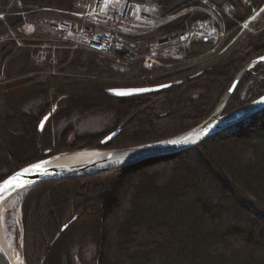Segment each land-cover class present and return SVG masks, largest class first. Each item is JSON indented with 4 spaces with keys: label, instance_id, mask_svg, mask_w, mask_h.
Returning <instances> with one entry per match:
<instances>
[{
    "label": "trees",
    "instance_id": "trees-1",
    "mask_svg": "<svg viewBox=\"0 0 264 264\" xmlns=\"http://www.w3.org/2000/svg\"><path fill=\"white\" fill-rule=\"evenodd\" d=\"M19 1L20 4L10 5L8 0H0L3 15L0 37L6 38L0 42V67L3 58L9 57L7 72L14 68L16 61L20 66L18 73L37 74L24 78L22 83L30 84L28 99L36 93L32 98L38 96L42 100L40 115L62 97L64 107L50 112L51 123L70 119L88 107L91 114L111 110L118 118L115 126L93 134L101 135L97 139L83 140L85 147H128L189 130L211 115L237 73L249 61L264 54L262 28L221 53L222 47L208 54L218 47L213 39L197 40L180 50L179 58H163L164 66L145 69L140 62H133L127 65V72H118L109 59L70 49L67 42L56 38L48 29L50 19L66 18L81 0ZM151 1L159 5L163 18L176 16L143 36L145 42L161 34L187 31L198 20L213 22L211 15L199 9L203 6L202 0ZM207 1L217 12L219 24L213 22L214 26L227 34L232 31L231 37L239 23L264 4V0H252L251 5L244 0ZM225 6L233 7L231 15L220 11ZM259 22L258 26L264 27V11ZM26 23L34 24L31 34L21 31ZM12 33L27 46L18 45L11 38ZM36 45L48 46L47 59L39 65L34 61L39 50ZM262 64H257L253 71L262 70ZM86 76L109 84L117 79L128 82L127 85L172 84L154 92L117 98L107 94L103 89L106 83L99 81L97 88L92 89L101 98L85 101L87 105H84V99L80 103L75 94L84 91L85 82L90 81ZM263 93L264 78L247 73L224 112ZM183 102L187 106L179 107ZM37 116H31L33 124ZM129 116L132 117L121 126L119 134L105 144L100 143ZM46 142L50 145V135ZM46 145L43 144L42 150L50 147ZM71 148L74 150L75 146L68 144L64 149ZM40 152L11 167L0 180L21 165L39 159ZM123 183L119 208L112 207L117 187ZM85 189L92 193L86 200L81 197ZM73 209H81L80 215L55 239L67 221L66 215L69 211L72 214ZM112 209L117 214L110 217ZM80 220L96 229L93 241L96 264H264V109L174 155L146 159L99 175L39 182L22 204L25 264H57L59 248L67 232ZM63 264H73L70 255H66Z\"/></svg>",
    "mask_w": 264,
    "mask_h": 264
},
{
    "label": "rangeland",
    "instance_id": "rangeland-1",
    "mask_svg": "<svg viewBox=\"0 0 264 264\" xmlns=\"http://www.w3.org/2000/svg\"><path fill=\"white\" fill-rule=\"evenodd\" d=\"M8 1L10 5H13V2L14 4L15 3L20 4L19 0H8ZM216 1L222 2V1H227V0H216ZM244 2L246 4L251 5L252 0H244ZM141 3L148 11L150 19L143 26L135 28L134 30L130 32V34L127 35L128 39H131V41L129 40V43H131V46H129V49L127 48L129 50V53H122V54L120 53L114 57L115 59L108 60V61H111L112 65L117 67V68L115 67V70L118 72H127V70H129V67H127V65L133 62L134 63L140 62L142 67L145 69H147L148 67L150 68L151 65L154 64L151 62L156 54V50L158 49H161L164 51L171 49L167 53H173V56H172L173 58H179L178 52H180V50L184 48L189 47L191 43L197 40L213 39L215 44L218 45V47H216L215 49H211L208 54L210 53L214 54L217 49L222 47V49H220V52H219L221 53L225 49L234 45L244 36L249 35L250 33H256L260 31L262 28H264V27L260 28L258 26L260 23L259 19L261 17V14L264 11V4H263L261 8L254 9L252 11L251 16L246 21L239 23V25L237 26L238 30L237 32L233 34L232 37L230 36L232 34V31L228 32L227 34L223 31L222 32L219 31L217 29L218 27H216V30L219 31L218 34L205 36L211 32L208 22L214 25L213 22H218V17H217L216 10L207 5L209 2L207 0H202L203 6L199 7V9L211 15L213 18V22L211 21H208V22L201 21L200 22V20H198L194 24V26H192L189 30L169 35L170 37H174L175 35H179V34L187 35L186 42L175 41V42L161 43L160 41L165 40V38L163 39L162 37H160L158 39L159 36L155 37L150 42H145L144 40L146 38H143V36H145L151 30L159 27L165 21H168L169 19L175 17L176 15L163 18L161 16L159 5L157 3H153L151 0H144ZM232 9H233L232 6H227V7L225 6L224 8L220 9V11L224 14L231 15ZM2 16L3 15L0 14V19L2 18ZM58 19H61V18H58ZM43 20L45 21V19ZM27 26H32V28H34V24L26 23L23 25L21 31L23 33H26V35L31 34L34 30L32 28H30L29 30ZM195 29H196L195 32L197 33L196 36L198 37H190V31L195 30ZM194 35L195 34H193L192 36ZM10 36L13 40H15L18 43V45L27 46L21 42V39L18 38L16 34L12 33ZM201 36H204V37L200 38ZM3 39H6V38H3V36H1L0 42ZM35 47H37L39 50L34 55V61L36 62L37 65H39L47 59V58L40 59L39 53H45V56H47L46 50L48 47H46L45 45H36ZM49 47L53 48V46H49ZM142 51H143V56L141 55ZM134 52L138 55L135 57H132V54H134ZM55 54H56L55 50H53L52 55L55 56ZM124 56H125V59H121ZM260 57H264V54L255 59H258ZM7 58L5 59L3 58V64L0 67V176L3 174H7L10 168L13 167L14 165H18L23 160L33 157L35 154H38L40 152V149H41L40 153L42 155L40 154L41 157L39 159L46 158V157H49L55 154L64 155V154L73 153V152L75 153V151L80 152L83 150L85 151V150H90V149H108V148H101V147L100 148L85 147L82 141L86 139H92V138L97 139L101 135L99 136V135H93V134L102 133V132L111 130L115 126V124L118 121V118L111 110L105 113L91 114L90 112H88L89 111V107H88V108H84L81 114H76L74 115V117H71L70 119H59L58 121L56 120L51 123V121H48L50 117V112L52 111L57 112L58 110L62 109L61 107H64L62 97L57 98L54 102L51 103L50 106L48 105V108L46 109V112L44 114L42 115L38 114L39 108L42 107V100H40L38 96L35 98H32L33 96L36 95V93H34L32 97L28 99L29 97L28 85L30 84L25 85L22 83V80L24 78L37 76V74L18 73L17 68L20 66L16 64L17 63L16 61L13 63V65H15L14 68H12L10 72H7L8 71L7 67L9 64ZM39 59L41 61H39ZM105 59H108V58H105ZM263 62H264V59L258 63L251 64L249 71H247L245 74L250 73L251 77H255V78L258 77L259 79L264 78L262 74L264 72L263 64L261 65L263 67L262 70L258 69V70L253 71V69H255V66L257 64L263 63ZM154 66H157V65H153L151 68H153ZM169 66H167V68ZM245 74L243 75V77L245 76ZM145 79L146 78H142V81H146ZM86 80L87 81L90 80V81L85 82L86 86L85 88H83L84 91L78 94L77 93L75 94L78 96L77 99L81 100L80 103H82V99H84L83 101L84 105H87V103H84L85 101H93L94 98H99V97L101 98V94H99L98 92L97 94H95V91H93L92 88L96 89L97 84H99V81H103V80H99L98 78H95L92 76H89V77L86 76ZM105 81L106 80H104L103 82ZM110 82H111L110 84L105 82L106 85H103V89L105 90L107 94H109L108 90L111 88L142 87L141 85H138V84L132 85L131 83H129L131 85H127L128 82H124L119 79L114 80L113 82L112 81ZM146 86H153V85H146ZM243 90H244V87L241 88V91ZM242 93H243L242 95H244L245 91H243ZM109 95L112 96L111 94ZM119 98H126V97H119ZM185 106H187V103L183 102L179 107H185ZM225 108H224V111H225ZM130 113L131 112H129L128 114ZM46 114H49V117L45 121L43 126H41V129H39L40 121ZM32 115L33 116L38 115L34 124H33V119L31 118ZM131 117L132 116H129L126 119L129 118L130 120ZM62 132H65L64 135H62ZM49 135H50L51 142H50V145L49 144L46 145L47 143L46 139L48 138ZM43 144L46 145L45 147L47 146H50V147H47L46 149L42 150ZM68 144L74 145L75 146V148H73L74 150H72V148L64 149L65 145H68ZM58 148L61 150L56 151L55 149H58ZM1 158H4L5 160H2ZM34 161H31V162H34ZM31 162H28L26 164H29ZM25 165H21L20 167H23ZM128 166H125V167H128ZM125 167H121V168H125ZM121 168H118V169H121ZM114 170H117V169H114ZM108 172L109 171H107V173ZM103 173H106V172H103ZM103 173H100V174H103ZM105 176H102V177L104 178ZM82 177H87V176H82ZM70 178H73V177H70ZM35 185L23 187L19 189L16 193H14L11 198L13 204L8 205V201L10 199L7 200L5 202V206H3V208L1 209V213H0L2 227H3L2 232H3L4 239H6L10 244V252L12 256L15 259L21 261L22 264H25L24 255H23L24 252H23V229H22L23 227L22 225V204L28 192ZM124 185L125 184L123 183L121 186H119L120 188L117 187L118 189H117V193L114 194L112 207L114 206V207L119 208L120 201H122L121 197H122ZM88 191L89 190H86V189L81 191L82 193L81 197H83L84 200L92 197L91 196L92 193ZM70 201L72 202V198L70 199ZM73 210L74 211L72 212V214L73 215L75 214L78 217L80 215L79 212H81V209H73ZM112 210L114 211L112 214H109L110 217L117 214L115 212V209H112ZM72 214H71V211H69L68 216L66 215L65 217V220H67L66 223L71 221V219L75 216V215L73 216ZM71 216L73 217L71 218ZM107 227H108L107 224H105L106 231H107ZM95 236H96V229L93 228V226L90 223L88 222L83 223V220H80L74 223L71 226L70 230L67 232L63 240V243L61 247L59 248V253H58V258H56V263L63 264L66 261V255L68 254V256L70 255V259L73 260V264L74 263L75 264H96L95 260H93L94 256H96L95 255L96 246H95V242H93Z\"/></svg>",
    "mask_w": 264,
    "mask_h": 264
},
{
    "label": "water",
    "instance_id": "water-1",
    "mask_svg": "<svg viewBox=\"0 0 264 264\" xmlns=\"http://www.w3.org/2000/svg\"><path fill=\"white\" fill-rule=\"evenodd\" d=\"M263 59L264 57H260L245 65L237 73L211 115L189 130H186L169 138L129 147L115 149H90L92 151H95V154H93L83 162L70 165H48L49 162H52V160L59 158L62 154H55L46 158L36 160L16 169L14 172L0 180V204L6 197V195L10 192L26 186L35 185L39 182L100 174L103 172L132 165L146 159L170 156L189 150L201 144L213 135L223 131L224 129L238 124L242 120L264 109L263 93L258 98L232 111L224 113V108L230 100L243 75L247 71H249L251 64L258 63ZM171 84L172 83H163L153 86L111 88L108 90V93L115 97H129L132 95H139L161 90L170 86ZM140 89H144L146 91H137ZM48 117L49 114H46L42 118L39 124V129H41V126H43ZM128 120L129 118L124 120L115 130L108 133L101 140V144L107 143L117 134H119L121 126H123ZM170 141H178V143H170ZM76 218L77 216L75 215L71 219V221L65 223L61 227L60 231L56 234L55 238H57L61 234V232ZM0 264H13L10 261L7 253L3 249L1 243Z\"/></svg>",
    "mask_w": 264,
    "mask_h": 264
},
{
    "label": "built area",
    "instance_id": "built-area-1",
    "mask_svg": "<svg viewBox=\"0 0 264 264\" xmlns=\"http://www.w3.org/2000/svg\"><path fill=\"white\" fill-rule=\"evenodd\" d=\"M149 19V13L142 3L131 0H83L78 2L76 10L69 12L68 18L51 20L48 29L60 40L66 41L70 49L95 53L112 60L116 55L126 53L125 50L129 52L127 45L131 39L127 35ZM209 28L211 32L205 36L217 34L212 25L209 24ZM195 31L196 29L190 31V37H198ZM193 34L195 35L192 36ZM160 37L165 38L161 43L187 41V35L183 34L174 37L161 34L158 39ZM124 42L126 44L119 50ZM170 50H156L151 63L163 66L160 59L173 54L167 53ZM141 55L143 56V51ZM39 56L40 59L46 58L45 53H39ZM121 59H125V56Z\"/></svg>",
    "mask_w": 264,
    "mask_h": 264
},
{
    "label": "bare ground",
    "instance_id": "bare-ground-1",
    "mask_svg": "<svg viewBox=\"0 0 264 264\" xmlns=\"http://www.w3.org/2000/svg\"><path fill=\"white\" fill-rule=\"evenodd\" d=\"M126 44V42H124L122 44V46L119 48V50ZM129 46H131V43H129L127 45V47L129 48ZM118 49V48H116ZM126 53H129L127 50H125ZM131 53V51H130ZM133 57H135L136 55L133 54L132 55ZM93 154H95V151H92V150H83V151H77L75 153H71V154H64V155H61L59 158L55 159L54 161L52 162H49L48 165L50 166H53V165H70V164H75V163H79V162H83L85 161L86 159H88L89 157H91ZM21 189V188H20ZM19 189L13 191V192H10L9 194L6 195V197L3 199V201L1 202L0 204V213H1V209L3 208V206H5V202L7 200L8 201V205H12V196L14 193H16ZM2 221H1V216H0V243L3 247V249L5 250V252L7 253L10 261L13 263V264H22L21 261L15 259L11 252H10V244L9 242L4 239V236H3V232H2Z\"/></svg>",
    "mask_w": 264,
    "mask_h": 264
},
{
    "label": "snow or ice",
    "instance_id": "snow-or-ice-1",
    "mask_svg": "<svg viewBox=\"0 0 264 264\" xmlns=\"http://www.w3.org/2000/svg\"><path fill=\"white\" fill-rule=\"evenodd\" d=\"M137 91H146V90L140 89V90H137ZM120 94H124V93H120ZM170 143H178V141H170Z\"/></svg>",
    "mask_w": 264,
    "mask_h": 264
},
{
    "label": "crops",
    "instance_id": "crops-1",
    "mask_svg": "<svg viewBox=\"0 0 264 264\" xmlns=\"http://www.w3.org/2000/svg\"><path fill=\"white\" fill-rule=\"evenodd\" d=\"M27 28L30 30V28H32V26H27ZM32 29H34V28H32Z\"/></svg>",
    "mask_w": 264,
    "mask_h": 264
}]
</instances>
